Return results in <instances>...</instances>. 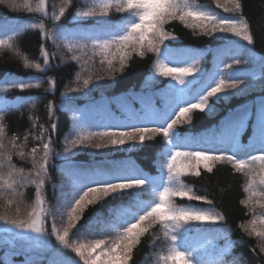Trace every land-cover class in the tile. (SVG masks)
Segmentation results:
<instances>
[{"label":"snow or ice","instance_id":"snow-or-ice-1","mask_svg":"<svg viewBox=\"0 0 264 264\" xmlns=\"http://www.w3.org/2000/svg\"><path fill=\"white\" fill-rule=\"evenodd\" d=\"M5 2L6 0H0V3ZM7 3L13 9L21 7L16 0H7ZM215 3L216 8L223 9L225 13L235 12L241 8L238 0L234 9L225 7L220 0H215ZM71 4L72 0H65L59 8V14L53 12L48 18L59 22L66 15V8ZM22 7L29 13L40 12L48 16L46 0H39L35 8L25 0ZM96 7L99 11L93 9L74 14L77 17L81 15L93 17L96 21L93 31H85L80 35L82 43L79 46L87 47L90 42L93 49H98L100 55L105 56L111 73L110 79L113 81L115 72L124 71L127 62L134 54L144 57L147 53H155L154 76L169 80L164 90V104L158 108L154 103H150L147 111L143 109L129 111L122 120L113 119L106 124L95 125L102 126L105 131L80 134L63 153H56L63 159L59 167L60 173L70 179L74 178L70 189L63 193V199L58 206V209H63L60 213L61 221L65 216L67 219L62 231L57 228L53 212L45 207L46 201L43 198L50 157L53 155L51 136H48L46 141L43 140L47 130L36 135L35 139L41 143L32 147L28 153L23 151L22 145H18L17 141L20 137L12 136L9 141L11 147L21 149L17 153L21 158L30 156L32 167L35 169V172L30 171L27 174L23 169L18 172L12 165L13 154L7 150L4 143L5 117L0 115V198L5 199L8 206L14 205L16 212L15 217L0 215V224L6 226L3 230L8 232L15 229L17 236L21 238H27L26 233L30 232L36 233L38 237L54 236L62 249H71L78 257V260L66 258L61 249L57 248L54 250L50 264H81V262L82 264H134V250L157 228L162 231L164 242L168 246L167 254L160 257L162 264H230L223 259V250L219 253L215 250L208 253L206 248L202 251L201 248L191 246L190 234L194 230L203 229L205 225L214 226L224 221L225 217L210 207L213 204L211 200L196 195L191 188H187L181 177L188 175L200 177L201 171L204 170L212 173L216 162L227 161L232 164L236 172L248 174V186L245 190L251 192L249 200L257 195L264 198V100L253 113L256 117L254 140L249 145H242L239 141L240 129L247 115L244 113L233 118L225 126L219 147H206L196 151L181 150L191 147L196 141V138L190 136L185 129V125H191V113L194 110L202 113L213 112V100L234 95L245 87V82L239 78L233 64H226L225 69L229 73V78L226 79L223 73H219V79L213 78L211 82L201 86L198 77L204 69L198 68V61L191 59L187 52L170 47V42L177 40L178 37L166 31L165 25L170 21L179 20L186 27L194 31L202 30L210 37L219 33L237 38L236 42H246L247 46H252L254 41L248 24L239 17H219L213 11L203 10L200 6L191 4L189 0H101ZM112 9H115L125 21L122 26H116L112 22L109 15ZM39 27L43 28V24ZM10 40L11 37L0 38V46L11 48L13 45ZM225 43L230 45L232 41ZM107 55H112V59H107ZM42 58L45 65H48L49 56L46 51H43ZM117 59L119 69L115 67ZM241 63L240 59L234 60L237 66ZM181 64L184 66H178ZM24 66L33 67L27 62ZM34 67L40 69L41 65L35 64ZM260 67L261 78H264V57L260 60ZM90 80L91 78L83 80L85 89L89 88ZM52 84L54 85L55 81H52ZM17 86L22 90L33 87L32 84L12 82V87ZM39 86V84L35 85L37 88ZM69 91L79 92L80 89H69ZM53 107L52 104L48 105L49 116L53 115ZM146 114H151L152 118L142 119ZM73 116L75 117V112ZM147 123L156 126H139ZM86 124L89 127L94 126L83 118L76 119L74 129L83 128ZM50 127L55 130L56 124L53 123ZM157 134L163 136L164 153L167 157L166 163L160 165L158 177L145 175L123 161L105 160L85 166L73 160V150L78 147L87 146L108 151L119 150L124 146L135 149L143 147L146 140H151ZM93 137H100L106 142H92ZM24 139L26 142L28 136ZM229 150L232 154L225 155L224 153ZM41 151L43 155L37 160V153ZM253 151L257 154L252 155ZM241 155L246 158H240ZM257 164L259 172L256 171ZM5 165L8 166L7 172L4 171ZM31 184H35V203L31 205L26 217L20 218L23 202L17 197L24 194L17 190ZM254 185H258L261 190L252 191ZM149 189L153 190L154 198L150 202L140 199V196ZM110 197L113 201L121 198L128 203L126 207L114 205L110 208L108 219L103 223L104 234L110 235L114 228L120 230L110 239H95L90 244L74 246L70 242V231L81 226L89 229L96 227L98 221L93 220L95 213L93 216L85 217V212L90 206L106 202ZM177 199L183 201L184 206L178 205ZM193 201L202 202L209 207L193 205ZM241 203L245 204L248 201L242 200ZM254 203L264 209L262 200L256 199ZM252 215L254 218L249 221V235L260 238V251L264 252V212L258 217L255 216V212ZM49 216H53L50 232L45 226ZM240 227L244 228L245 225L242 223ZM221 231L227 232L230 229L223 228L215 233L201 231L199 235L205 238L208 235L219 236Z\"/></svg>","mask_w":264,"mask_h":264},{"label":"trees","instance_id":"trees-1","mask_svg":"<svg viewBox=\"0 0 264 264\" xmlns=\"http://www.w3.org/2000/svg\"><path fill=\"white\" fill-rule=\"evenodd\" d=\"M236 4L237 0H232ZM25 0H16L20 5L18 9L0 3V38L9 39L11 37V48L0 46V115L4 116L3 121L5 131L3 133L4 143L7 150L12 152V165L24 173L35 172L32 167L30 156L21 158L18 156L20 148L13 149L9 144L13 135L20 139L18 145L23 146V151L30 152L32 147L41 143L35 139L36 135L47 130L43 140L51 136L53 140L52 152L48 166V176L46 187L43 190L45 207L53 212L57 228L60 230L66 224H59L60 213L63 209H58L63 199V193L69 190L74 178L63 175L59 171L63 163L62 156L56 153H63L70 143L77 139L80 134L98 133L105 131L100 126L111 120H122L129 111L145 110L150 103L156 107L164 104V90L167 88L169 80L167 78L154 76L155 53H147L144 57L133 55L127 62L124 71H116L114 81L110 79L111 73L107 76L104 70H99L98 64L101 60L107 66L105 56L100 55L98 49H93L90 42L87 47L81 48V42H69L65 37L71 33L82 34L85 31L91 32L96 27L93 17H77L74 14L84 13L95 9L100 0H72L70 7L66 8V15L56 22L48 17L53 12L59 14V8L65 0H46L48 4V16L40 12H27L23 7ZM35 8L39 0H28ZM193 5L200 6L203 10L213 11L222 18L239 17L249 26V32L253 36V45L247 46L246 42H236L237 38L223 34L208 36L202 30L194 31L179 20L170 21L165 25V30L172 32L178 37L177 40L170 42V47L179 48L192 54V58L197 60V67L204 69L200 73V84H204L213 78L216 71L214 58L220 54L224 55L223 61L218 65L221 67L224 78H229V73L225 69L226 64H233L234 70L239 78L245 82V87L239 92L220 100H213L214 111L211 113L199 112L194 110L191 113V125H185V129L190 136L195 137L196 141L190 147L191 151L196 148H206L220 146L221 133L225 126L235 116L233 112L238 108L244 113L245 123L240 129L239 141L242 145L252 143V135L255 128L254 111L260 100H264V78H261L260 60L264 57V0H238L241 8L235 12L225 13L222 9L216 8L212 0H189ZM112 22L116 26H122L121 20L115 11L109 13ZM115 15V16H114ZM118 16V17H117ZM43 24V28L39 27ZM32 25H36L32 27ZM9 26V27H8ZM47 34V35H45ZM80 37V36H79ZM226 41H232L230 45ZM167 43V42H166ZM49 56V64L45 65L42 58L43 51ZM235 54V55H233ZM233 55V56H232ZM76 57V59H73ZM107 59H112V55H107ZM240 59L241 64L235 65L234 60ZM33 65L26 68L25 63ZM35 64H40L41 68L36 69ZM116 69H119L118 59L115 62ZM109 80H103L105 77ZM98 77L102 79H97ZM91 78L88 89L83 87V80ZM55 81V84H52ZM12 82H23L32 84V88L20 89L12 87ZM39 84L37 88L35 85ZM79 92H70L69 89H77ZM64 94V95H62ZM52 104L53 115L49 116L48 105ZM65 104L72 107L84 108L88 111L99 109L92 112L91 117L86 120L94 125L89 127L87 124L83 128L74 129V117L63 108ZM240 111V110H239ZM127 113V114H126ZM126 114V115H125ZM242 114V115H243ZM151 114H146L142 119H151ZM56 124L53 130L51 124ZM147 127H154L155 124H142ZM28 136L25 142L24 137ZM252 136V137H251ZM97 138V137H93ZM75 151V152H74ZM226 151L224 154H230ZM73 160L77 164L91 166L105 160L123 161L130 166L139 169L145 175L158 177L160 175V165L165 164L167 157L164 153V140L162 134L153 136L151 140H146L143 147L135 149L115 150L110 153L101 154L93 152L91 147L83 146L73 150ZM43 153H37V160ZM4 171H8L5 165ZM259 172V165H256ZM187 188H191L196 195H202L213 202L214 211L219 212L225 217L224 221L216 225H205L201 231H216L227 228L230 231L220 232L219 236L208 235V239H213L216 245L223 249L227 257H236L240 264H264V252L260 251L261 240L255 235H249V221L258 217L264 209L255 204L256 199L249 200L251 192L246 191L248 174L238 173L232 164L227 161H219L214 165L212 173L206 170L201 171L200 177L188 175L181 177ZM261 189L254 185L252 191L259 192ZM24 195L17 199L22 201L21 217L25 218L26 213L31 210V205L35 203V184L27 185L17 190ZM152 189L147 190L140 199L150 202L153 198ZM7 195V194H6ZM248 201L242 204L241 201ZM128 201L121 198L113 201L110 197L106 202L90 206L85 217L93 216L94 221H98L96 227H79L70 231V242L76 246L80 241H94L95 239H110L120 230L114 228L110 235L104 234L103 223L108 219L109 210L112 206H124ZM180 206L184 202L177 199ZM193 205L209 207L202 202H192ZM15 217V206H8L5 199L0 198V215ZM53 216H49L46 221V228L50 232ZM66 220V219H64ZM245 227L241 228L240 225ZM3 225V224H0ZM5 226V225H4ZM60 248L62 254L74 260L71 249H62L54 236L41 237L38 245L29 240L11 239V234L6 235L0 232V264H50L54 255V250ZM168 246L164 242L162 231L158 228L147 235L143 242L134 250V264H145L148 256L151 259L160 258L167 254ZM230 253V254H229ZM157 263H159L157 261Z\"/></svg>","mask_w":264,"mask_h":264},{"label":"rangeland","instance_id":"rangeland-1","mask_svg":"<svg viewBox=\"0 0 264 264\" xmlns=\"http://www.w3.org/2000/svg\"><path fill=\"white\" fill-rule=\"evenodd\" d=\"M213 2H214V4L216 5V3H215V0H212ZM220 2L221 3H223L224 4V6L225 7H227V8H229V9H234L235 8V2L233 3V1L232 0H220ZM100 3H101V0H100ZM223 10V9H222ZM115 11V9H112L111 11H110V13H112V12H114ZM115 16V15H114ZM119 16V18L121 17L120 15H118ZM117 16V17H118ZM120 20H121V24L123 25V23L125 22L124 20H123V18L121 17L120 18ZM80 34H74V33H71L70 35H69V37H65L64 36V39H66L67 41H69V42H74V43H78V42H81L80 41ZM244 43V42H243ZM189 54V53H188ZM189 56H190V58L191 59H193L192 58V54H189ZM191 59H189V62H191ZM223 59H224V55L223 54H220L219 56H217V57H215V59H214V62H215V65L217 66V69H216V71H214V73H213V78H215V79H219L220 78V75H219V73H222V70H221V67H218V65L223 61ZM101 61H103V60H101ZM173 66H177V65H173ZM178 66H184L183 64H181V65H178ZM97 67H99V70H101V72L104 70L105 72H108V73H106L107 74V76L110 74V71H107V70H105L104 68H106L107 66L103 63V64H98V66ZM105 77L103 80H105V81H107V80H109L108 79V77ZM212 78V79H213ZM168 79V78H167ZM211 79V80H212ZM211 80H209V81H207L205 84H207V83H209V82H211ZM201 86H203L204 84H200ZM243 89V88H242ZM261 101L262 100H260L258 103H257V105H256V107L257 106H260V104H261ZM193 102H195V101H193ZM63 108L65 109V110H68V112L69 113H71V115L73 116V113L75 112V117H74V122H75V120L76 119H79V118H83L84 120H88L90 117H91V115H92V112H94V111H99V109H93V110H91V111H88L87 109H84V108H77V107H72V106H70L69 104H65V106H63ZM92 142H101V143H104V142H106L105 140H102L100 137H97V138H93L92 139ZM88 142L86 141V144H87ZM79 148V147H78ZM124 149H128L127 148V146H124V147H122V148H120V150L122 151V150H124ZM184 149V148H183ZM183 149H181V150H183ZM76 150V149H75ZM92 150H93V152H98V153H101V154H106V153H110V152H113V151H108V150H104V149H101V150H96V149H93L92 148ZM75 152V151H74ZM257 154V153H256ZM240 157H243V155H241ZM166 178V177H165ZM166 180V179H165ZM158 190H162V189H158ZM64 192H66V189L64 190ZM153 194H154V192H153ZM256 198H260L258 195L256 196ZM127 205H124V206H121V207H126ZM64 219H66V216H65V218ZM60 221H59V224L61 225V224H67V219L66 220H63V221H61V219H59ZM6 226H4V225H0V232H4V233H6V235H9V234H11V239H14V238H17L18 240H29V241H32V242H34V243H36L37 245H38V243L41 241V237H38L37 236V234L36 233H32V232H30V233H26V237L27 238H21V237H19V236H17V230H15V229H13V230H11V231H8V232H5L3 229L5 228ZM63 230V228L61 229V231ZM93 241H80L79 243H77L76 244V246L77 245H79V244H90V243H92ZM190 244H191V246H193V247H198V248H201V250L203 251V249H207V251H208V253H211L213 250H215L217 253H219L221 250L220 249H218L216 246H215V244H214V242H212V241H210V242H207V243H203L202 242V240L201 239H192L191 238V240H190ZM223 259L225 260V261H228V262H230V264H240L239 263V261L236 259V257H226L224 254H223ZM74 260H78V257H76L75 256V253H74ZM157 261L159 262V263H157ZM156 261V259H151V257L150 256H148V258H147V260H146V263L145 264H162V261H160V258H158V260ZM81 264H82V262H81Z\"/></svg>","mask_w":264,"mask_h":264},{"label":"bare ground","instance_id":"bare-ground-1","mask_svg":"<svg viewBox=\"0 0 264 264\" xmlns=\"http://www.w3.org/2000/svg\"><path fill=\"white\" fill-rule=\"evenodd\" d=\"M238 109L240 110V112H242V110H241L242 108H238ZM67 111H68V110H67ZM67 191H68V190H67ZM72 254H73V256H74V252H72Z\"/></svg>","mask_w":264,"mask_h":264}]
</instances>
